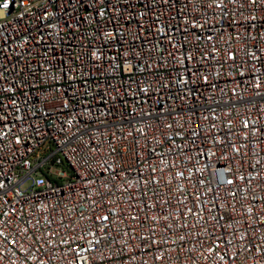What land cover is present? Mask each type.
Returning <instances> with one entry per match:
<instances>
[{"label": "built area", "instance_id": "built-area-1", "mask_svg": "<svg viewBox=\"0 0 264 264\" xmlns=\"http://www.w3.org/2000/svg\"><path fill=\"white\" fill-rule=\"evenodd\" d=\"M0 264H264V0H0Z\"/></svg>", "mask_w": 264, "mask_h": 264}]
</instances>
